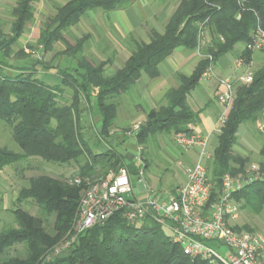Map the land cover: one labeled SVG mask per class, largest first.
I'll return each instance as SVG.
<instances>
[{"label": "trees", "instance_id": "trees-1", "mask_svg": "<svg viewBox=\"0 0 264 264\" xmlns=\"http://www.w3.org/2000/svg\"><path fill=\"white\" fill-rule=\"evenodd\" d=\"M135 1L69 0L45 20L37 43H28L26 47H18L19 39L35 16V0H17L9 28L4 30L0 25V121L7 125L18 146V150H13L0 145V179L5 167L36 157L78 169L71 176L41 174L21 188L16 201H33L40 215L21 207L10 210L13 222L0 228V264H210L186 255L180 245L172 242L167 229L152 218L131 224L120 214L78 234L70 252L58 254L61 240L69 232L75 233L87 185L121 167L128 169L133 183L135 178L147 173L152 161L142 151L143 147L157 137L190 133L192 126L200 123V110L191 107L189 97L210 63L207 56L211 55L216 64L234 51L236 45L244 44L239 60L253 66L254 50L247 45L254 43L258 30L264 31V0H179L163 30L150 29L149 42L132 33L126 36L128 57L115 70L110 65L116 53L97 60L86 53L92 34L85 33L74 41L68 38L69 31L89 11L101 9L109 13L126 9ZM201 30L206 36L203 43L199 37ZM58 43L64 48L54 57L56 60L63 57V63L48 65L44 55L55 52ZM198 46L202 58L193 74H179L181 85L167 91L163 104L148 110L137 130L123 127L122 132H115L119 128L122 98L130 96L139 78L143 74L158 75L159 64L177 48L195 50ZM35 50L42 54L36 56ZM261 51L264 52V46ZM27 59L32 60L29 66ZM14 61L23 63L18 65ZM38 65L54 67L56 82L36 76ZM262 112L264 62L253 68L251 83H235L233 107L217 133V144L207 164L216 182L215 192L220 189L225 173L236 175L252 164L259 165L260 178L234 195L240 210L257 215L264 212V138L257 130ZM85 117L99 118L95 144L86 137ZM241 127L250 128L262 142L256 162L250 154L235 150ZM131 134L140 150L138 164L127 160L120 147ZM115 136L122 138L117 145L112 142ZM102 143L107 145V150L98 148ZM75 176L81 178L80 183L72 182ZM51 217L54 221L49 230ZM235 228L258 231L249 224H235ZM16 245L24 246V257L8 255Z\"/></svg>", "mask_w": 264, "mask_h": 264}, {"label": "built area", "instance_id": "built-area-1", "mask_svg": "<svg viewBox=\"0 0 264 264\" xmlns=\"http://www.w3.org/2000/svg\"><path fill=\"white\" fill-rule=\"evenodd\" d=\"M199 37L203 43V30ZM263 46L264 31L258 30L254 43L248 44L247 48L255 51L262 50ZM207 57L210 63L202 78H213L219 82L218 102L221 112L209 134H203L192 126V132L175 135L176 143L182 148L199 149L198 160L185 166L184 183L166 198L155 194L149 186L147 192L139 196L134 191V183L126 167L110 172L84 189L74 235L77 236L118 214L131 224H140L150 217L165 227L172 242L180 245L191 258L206 260L210 264H264V233L239 231L234 223L240 212L234 195L260 178L259 165L252 164L245 172L236 175L225 173L217 192L216 182L207 166L212 157L210 136L221 132L228 118L234 104L235 83L249 84L253 81V66L240 59L246 70L233 81L218 76L213 57ZM139 126V123L134 124V130ZM257 130L264 138V112L258 121ZM72 182L78 184L81 178L75 176Z\"/></svg>", "mask_w": 264, "mask_h": 264}, {"label": "rangeland", "instance_id": "rangeland-1", "mask_svg": "<svg viewBox=\"0 0 264 264\" xmlns=\"http://www.w3.org/2000/svg\"><path fill=\"white\" fill-rule=\"evenodd\" d=\"M17 0H0V25L3 26L4 30L9 28V23L12 20V9L15 6ZM63 1V0H62ZM65 1V0H64ZM178 2L175 3L177 5ZM35 8L37 10V17L34 23L29 24L27 31L20 39L18 47H26L28 43L36 44L37 39L39 37V33L45 20L48 18L45 15L39 13V1L35 0ZM47 11V15L54 14L56 10H45ZM113 12V11H112ZM112 12L105 13L110 15ZM94 21V20H93ZM92 23L86 18L82 23V27L78 26V28L73 27L69 33L68 38L74 41L77 37L85 34L84 30L90 29L92 30V39H90V45H88L86 53L89 57L97 60L100 58L107 59L112 54L116 53V59H114V63L110 65L113 70L115 67L121 66L122 63L126 60L127 54L121 52V49L118 48V42L115 41L114 37L110 34L109 25L107 20L103 19V25L106 26L105 28L101 29L104 32H99L100 26L97 25L99 22V18ZM100 23V22H99ZM96 24V25H94ZM102 27V26H101ZM85 28L84 30H82ZM83 31V32H82ZM206 36L204 38V41ZM239 44L236 45L235 50L229 53V55H234L235 51L237 52ZM64 45L62 43H58L55 47V52H50L44 55V61L48 64H55L56 62L63 63V57H60L56 60L55 53L62 50ZM127 49V46H126ZM120 50V52H119ZM29 51V49L27 50ZM126 52V50H125ZM36 56L41 55L38 50L34 51ZM115 57V56H114ZM31 59L34 60V57ZM31 59H27L26 64L29 66L32 63ZM18 65L23 63L22 61H14ZM24 62V63H26ZM61 62V63H60ZM63 65V64H62ZM64 67V66H63ZM254 68V67H253ZM111 70V71H113ZM216 70V69H215ZM9 71V70H8ZM9 73H13L9 71ZM56 70L55 68H50L43 65L37 66V73L36 76L47 79L51 83L56 82ZM218 84V82H217ZM68 93L70 90L68 89ZM69 95V94H68ZM67 96V95H66ZM125 98V97H124ZM123 99V98H122ZM122 100L123 107H127V102ZM121 104V105H122ZM221 112V110H220ZM84 130L86 133V137L90 139L91 143L97 142V134L98 129L100 127V122L98 117H85L84 118ZM138 124V123H137ZM140 124V123H139ZM126 127H133L132 125L127 124ZM122 126L115 130V132H122ZM217 133H213L210 136L209 144L210 149L215 147L217 144ZM129 138V137H128ZM251 138L253 140H251ZM122 138L119 136H115L112 142L114 145H117L121 142ZM251 140V141H250ZM260 141L258 140L257 136L252 133L250 128L241 127L238 132V144L235 146V150L238 153L242 154H250L252 157V161L256 162L259 159V154L256 152L258 151L256 148L253 147L254 142ZM249 142V143H248ZM256 142V143H257ZM241 143L242 145H239ZM92 144V145H94ZM120 145L121 150L124 152L126 151L127 154L133 155L135 162L138 160L139 156V149L135 145L134 140L127 139ZM0 145L8 147L13 150H18V146L12 137V133L7 127L6 124L0 121ZM97 145V144H96ZM255 146V145H254ZM103 148L104 146L98 145V148ZM96 149V148H94ZM145 152L146 157L152 161V165L147 169V173L141 175L134 180V191L137 195H144L147 192L148 186L152 188L155 194L160 195L161 198H166L169 194L173 193V190L183 184L184 179L186 178L185 175V166L187 161L184 158L185 152L184 148L179 146L175 141V135L171 134L170 136H162L157 137L154 141L150 142L147 147L142 148ZM249 152V153H248ZM199 153V149H198ZM127 160H130L127 158ZM78 169L76 168H67L62 165H55L52 163H48L43 161L41 158H30L24 162L13 164L4 168L1 173L0 179V188L2 191L3 197V207L0 209V228L3 227L7 223L13 222V216L10 212L12 208L21 207L24 210L29 211L32 214L40 215L39 208L37 205L31 201H22L17 202V196L21 188L28 186L30 183V179L36 177L41 174L52 175V176H71L76 174ZM133 177V176H132ZM54 218H50L49 223L47 224L48 229H52V223ZM235 224L242 226L244 224H249L251 227L256 228L258 231L264 233V212L262 214H254L251 212L240 210L238 217L234 220ZM68 235V234H67ZM71 235V238L68 237ZM69 236L67 238H63L61 243L59 244V249L61 250L58 254L59 255H67L70 250L73 241L75 240V236L73 233L69 232ZM212 245V243H210ZM25 248L23 245H16L12 248L9 252V256H18L24 257L25 256Z\"/></svg>", "mask_w": 264, "mask_h": 264}, {"label": "crops", "instance_id": "crops-1", "mask_svg": "<svg viewBox=\"0 0 264 264\" xmlns=\"http://www.w3.org/2000/svg\"><path fill=\"white\" fill-rule=\"evenodd\" d=\"M38 1L40 7L39 13L45 15L46 17H49V14L47 15V11H45L46 9L57 10L58 7L64 5L69 0ZM176 2H179V0H136L130 7L113 11L110 15L105 14L101 9L91 10L80 20L75 28H78V26L82 27V23L86 18L92 23V21H95L98 17L100 23L98 22L97 25L102 26L99 27V32L103 33L104 31L101 29L106 27L102 24L103 19L105 18L109 25L110 34L114 37L115 41L118 42V48L121 49V52H123V54H127L125 44L126 36L132 33L139 39L145 42H149L150 29L156 28L158 30H163L170 15L177 6L175 5ZM55 12L53 11V13ZM36 17L37 10L35 11L33 20L29 24L34 23ZM28 25L25 32L27 31ZM84 29L85 28H83L82 30ZM84 33L93 34L92 30L90 29H85ZM244 47V44H239L238 50L237 52L235 51L234 55H229L228 53L216 62V74L218 76L236 81L237 78L245 72V65L240 62L238 57L239 53ZM127 57L128 54L126 56V59ZM201 58L202 56L199 53L198 49L186 50L183 47H179L171 56H169L159 64L158 75L149 77L148 75L143 74L136 82V84L132 87L130 96H125V98H123L125 99L124 101L127 102L126 104H128V106L124 108L123 103L119 107L117 123L118 127H126L127 124L134 125L140 123L145 118L146 113L149 109L157 108L161 104H163L164 97L167 91L171 88H178L181 85L179 74L191 76ZM252 58L253 67L261 65L264 62V52L261 50H255ZM124 62L122 63V65L124 64ZM217 82V79H203L201 77L199 86L192 92L191 96L189 97V103L191 107L195 111L200 110L201 121L194 126L196 127V130L203 134H209L212 131L220 114L221 106L218 102L220 89L219 82L218 84ZM129 138L130 140H133L132 134L129 135ZM251 140L253 139L251 138ZM256 142H254L253 147H257L256 149L258 151L256 152L259 153L262 149V142L260 141V144ZM101 145L104 147H100L99 149L104 151L108 149L106 144L102 143ZM239 145L242 144L239 143ZM184 150L185 152L187 151L184 154V158L187 161L186 165L194 164L199 158L198 148H184ZM124 154L128 159L135 162L133 155L127 154L126 151H124ZM138 160L135 162L136 164H138Z\"/></svg>", "mask_w": 264, "mask_h": 264}]
</instances>
